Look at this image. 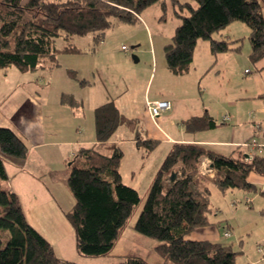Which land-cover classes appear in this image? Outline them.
Segmentation results:
<instances>
[{
  "label": "trees",
  "instance_id": "1",
  "mask_svg": "<svg viewBox=\"0 0 264 264\" xmlns=\"http://www.w3.org/2000/svg\"><path fill=\"white\" fill-rule=\"evenodd\" d=\"M157 1L0 0V69L15 66L22 72L33 71L46 63L51 69L60 67L59 54L82 52L70 42L73 36L92 32L95 39H100L113 19L133 23ZM172 1L181 23L163 45L165 66L170 73L182 75L190 70L199 39L207 40L214 57L237 51L239 46L231 47L230 41L212 37L213 32L235 20L249 27L250 59L258 61L264 57V0ZM58 37L66 41L61 48L55 44ZM64 70L69 79L80 85L90 84L87 79L78 78L74 68ZM60 103L72 108L73 94L62 92ZM93 122L96 143L80 146L69 163L66 182L74 202L65 216L73 228L77 251L97 256L111 252L140 195L122 181L119 165L123 152L110 143L120 125L119 109L112 101L99 104L93 109ZM181 122L186 132L226 124L217 123L207 113ZM158 143L156 139L136 140V145L147 153ZM28 151L26 142L14 130L0 126V155L24 161ZM203 157L210 160L215 171L210 180L198 170ZM250 172L264 176V156L254 154L246 160L242 151L224 155L203 144L174 142L155 173L147 204L133 229L159 241L154 250L161 257V264H247L236 262V251L230 243L185 237L195 228L215 223L209 217L213 212L209 183L222 192L233 188L255 190L248 181ZM172 173L175 177L171 181ZM7 178L0 156V264H80L55 254L50 242L28 222L18 195L8 186L1 189ZM119 257V261L105 264H150L138 255Z\"/></svg>",
  "mask_w": 264,
  "mask_h": 264
},
{
  "label": "rangeland",
  "instance_id": "2",
  "mask_svg": "<svg viewBox=\"0 0 264 264\" xmlns=\"http://www.w3.org/2000/svg\"><path fill=\"white\" fill-rule=\"evenodd\" d=\"M176 8L172 0H158L145 8L133 23L113 19L100 39H95L92 32L73 36L70 42L82 52L59 54L62 66L54 67V72L49 68L50 63L25 72L15 66L0 69V126L11 128L29 143L18 129L17 119L29 111V95L40 94L46 95L48 105L54 106L49 109L50 112L45 109L48 139H69L80 135L83 130L94 137L92 108L111 100L120 109L122 126L117 132L120 134L128 128L141 138L146 125L140 114L147 110L144 94L149 88L152 96L169 95L177 100L173 108L175 112L170 109L166 117L163 113L161 118L156 117L164 136L152 150L156 151L153 152L155 156L163 148V157L168 151L171 142L166 140V136L178 138L181 133L185 137L238 142L209 145L224 154L247 150L242 144L250 138L258 139L259 134L264 133V57L258 61L250 59L249 27L245 22L235 20L213 32L212 37L230 41L231 47L239 46L237 51L219 53L212 64L214 58L205 46L207 40L199 39L189 73L171 74L165 66L163 45L181 23V19L174 14ZM262 14L264 16V7ZM55 44L61 48L66 41L58 37ZM121 45L127 49H121ZM65 67L74 68L77 77L87 79L90 84L80 85L77 80L67 78ZM61 91L73 94L75 104L72 108L68 105L65 110L55 107L59 105L57 93ZM204 111L217 123L224 115L229 120L225 125L212 129L185 133L181 120ZM119 147L123 152L119 165L122 181L137 188L140 201L111 252L97 256L77 251L73 228L65 216L74 202L66 179L72 152L78 146L69 149L63 159L57 157V146L42 151L32 150L27 165L18 158L0 155L8 173L17 171L22 164V167L26 165L24 172L15 180L21 205L29 223L47 238L57 256L80 264H105L119 261V255L131 254L145 258L150 264H161V257L154 250L159 241L133 229L139 212L147 204L151 185V180H148L153 175L146 167L140 168L134 144L119 143ZM67 149L63 146L60 150L64 154ZM45 152H50V159L42 155ZM253 152L264 155V148H255ZM133 172L136 175L134 181L131 177ZM210 188L213 212L209 217L218 221L221 232L227 224L232 226L230 236L220 239L230 243L236 251V262L264 264V216L260 214L259 205L264 196L236 188L223 192L214 185ZM247 197L251 199L250 204L245 201Z\"/></svg>",
  "mask_w": 264,
  "mask_h": 264
},
{
  "label": "crops",
  "instance_id": "3",
  "mask_svg": "<svg viewBox=\"0 0 264 264\" xmlns=\"http://www.w3.org/2000/svg\"><path fill=\"white\" fill-rule=\"evenodd\" d=\"M198 46H199V44H198V41H197V44H196L195 49H194L193 61H194L195 52H196ZM200 46L202 48L204 47V41H203V43H201ZM205 46L208 49V42H207V45H205ZM208 51H209V49H208ZM216 56L215 57L213 56L214 59H213V63L212 64L215 63ZM51 70L54 72L53 69H51ZM189 71H188V73H189ZM166 77H167V75H166ZM255 80H258V78H255ZM48 83H49V81H48ZM62 92H64V91H61V92L57 93L59 105H55V107L56 108H62V110H65L64 108H65V106L67 107V105H64V104L60 103V94ZM67 93H69V92H67ZM155 99H166V100H168L171 103L170 109H172V110H173V108H175L174 105H176L175 103L177 101L176 99H173L169 95H168V97H155V96H152L150 94V89L146 88L145 94H144V101L146 102V100H155ZM108 101H111V100H105L104 103L108 102ZM29 102H30V105H29ZM113 104L116 106V103L113 102ZM27 105L30 106L29 111L26 114H22L17 119L18 129L21 131V133L24 135V137L26 139H28V142H29V143H27V141H25L20 136L26 142V144H27V146L29 148L27 157L23 161L26 165L29 162V158H30V156L32 154L31 153L32 150H35V149L42 151V150H45V148H48V147L55 148V146H57V148H55L56 149V153H57V157L59 159H63V157L67 153H69V151H70L69 149H72L74 145H77L78 148H79L80 146H92L93 144L96 143L95 133H94V137H92V135L90 133H89V135H87L84 130L82 132H80V135L71 137L69 139L68 138L60 139V140L52 139V138L48 139L47 136H46V132H45V119H47V117H46L47 114L45 112V109H48V112H50L49 109L54 107V106L48 105V99H47L46 95H40V94L29 95V99H28V104ZM97 105H99V104H97ZM95 107L96 106H94L92 108V110ZM117 108L119 109V107H117ZM170 109L167 110V111H170ZM167 111L163 112V116L164 117L167 116ZM119 112H120V109H119ZM173 112H175V109L173 110ZM205 113L208 114L207 111H204V112H202V114L194 113L191 116H201V115H203ZM92 115H93V112H92ZM140 116L143 119L142 121H144V125H146L144 133H143V136H141V138L139 136H137L138 135L137 133H131L130 129H128V128H127L128 131L124 130V131H122V133L119 134L117 132V130H118L119 127L122 126V125H119L118 128L116 129V131L114 132V134L112 135V137L110 139V143H115L118 146H119V143H131V144H134L135 147H133V149H135V156L138 157L140 168L143 169L144 167H146V170L149 171L150 173H152L151 176L153 175V178H154L155 173H156V171H157V169H158V167H159V165H160V163L162 161V157H163V153H164L165 149L164 148L161 149L158 152V155L155 156L154 155L155 153H153V152H156V151H150L149 153H147V152H145V150H141L136 145V140L137 139H156V140L159 141V139L164 136V132L159 128L158 123L154 122L151 119V117H150V115H149L147 110L142 112L140 114ZM161 116H162V114L159 116V118H161ZM188 117H190V116H188ZM188 117H186V118H188ZM186 118H184V119H186ZM217 126H219V125H217ZM255 126L256 127L258 126L257 128H259V125H255ZM183 129H184V127H183ZM79 130H80V127L77 128V131H79ZM183 131L185 133H196V132H198V131H196V132H186L185 130H183ZM166 140L171 142V144L174 143V142H190V143L203 144V145H206L207 147H209V145H231L233 143H238L235 140H232V141H228V140H205V139L197 138V137H194V136L185 137L183 135V133H181L178 138H175V137H172V136H170V137L166 136ZM63 146H65L66 149L68 147L67 150H64V152H65L64 154H62V151L60 150L61 147L63 148ZM212 150H214V149H212ZM214 151L218 152L216 150H214ZM75 152H72V157H73V154ZM48 153H50V152H48ZM48 153L45 152V153H42V155L44 157H46L47 159H50V154H48ZM218 153L224 154L221 151L218 152ZM231 153H228V154H231ZM255 154H257V153H255ZM224 155H227V154H224ZM233 155H236V154H233ZM262 156H264V155H262ZM21 163H20V165H21ZM25 164H24V167L26 166ZM205 165L211 166L210 165V160L208 158H206V157H203L201 159L200 164H199L198 170L201 169L202 167H205ZM22 166H23V164H22ZM22 166H19V169L17 171H13L12 173H10V172L8 173V171L6 170L8 178H7V180L2 182V184H1V189L4 188L5 186H8V187L11 188L12 191H14L18 195V197H19V194H18L17 186L15 184V180L18 178V176H20L24 172L25 169ZM214 174H215V171H213L211 175H204V176H206L210 180L214 176ZM149 176H150V174H149ZM131 177H132V181H134L136 179V175L134 174V172L132 173ZM143 178L145 179L144 176H143ZM153 178H150L148 181L151 180V183H152ZM248 181L250 183L254 184L255 187H256L255 190H249V191H254L255 193H259L260 195L262 194L264 196V176L259 175V174L255 173V172H253L251 174L249 173ZM209 184H210L209 185V188H210L211 185H213V184L212 183H209ZM134 188H136V187H134ZM215 188H217V187H215ZM210 191H211V188H210ZM19 200H20V197H19ZM257 205H258V203H257ZM259 205L261 207L260 214L262 216H264V201L259 202ZM25 216H26V214H25ZM26 218H27V216H26ZM214 222L215 223L211 224V225L195 228L188 235H186L185 238L189 239V240H210V241H222V242H225L224 240H221L220 237L225 238L224 235H223L224 231L228 230L229 233H230L231 229H232V226H230V224H227L226 227H224L222 229V232H221V230L218 228L219 224L217 225L218 221H214ZM231 236H232V233H231ZM246 261H248V259Z\"/></svg>",
  "mask_w": 264,
  "mask_h": 264
},
{
  "label": "built area",
  "instance_id": "4",
  "mask_svg": "<svg viewBox=\"0 0 264 264\" xmlns=\"http://www.w3.org/2000/svg\"><path fill=\"white\" fill-rule=\"evenodd\" d=\"M121 48L127 49L124 45H122ZM145 103L146 109L154 122H156V117H159L163 112L169 110L171 107V103L166 99L146 100ZM221 120L226 122L229 120V117L224 115ZM242 146L247 147V150H243V152L245 154V159L250 160L255 154L253 152L255 148H264V133L259 134L258 139H248L245 143L242 144ZM213 171L214 169L209 165H205V167L199 169V172L202 175H211ZM245 201L247 204L251 203V199L249 197H247ZM223 235L224 237H227L230 235V233L228 230H225Z\"/></svg>",
  "mask_w": 264,
  "mask_h": 264
},
{
  "label": "water",
  "instance_id": "5",
  "mask_svg": "<svg viewBox=\"0 0 264 264\" xmlns=\"http://www.w3.org/2000/svg\"><path fill=\"white\" fill-rule=\"evenodd\" d=\"M174 177H175V175H174V173H172V174L170 175V180L172 181V180L174 179Z\"/></svg>",
  "mask_w": 264,
  "mask_h": 264
}]
</instances>
